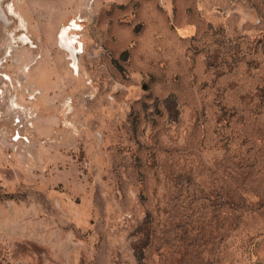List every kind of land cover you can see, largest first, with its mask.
I'll use <instances>...</instances> for the list:
<instances>
[{"label":"rangeland","instance_id":"1","mask_svg":"<svg viewBox=\"0 0 264 264\" xmlns=\"http://www.w3.org/2000/svg\"><path fill=\"white\" fill-rule=\"evenodd\" d=\"M0 8V264H264V0Z\"/></svg>","mask_w":264,"mask_h":264},{"label":"bare ground","instance_id":"2","mask_svg":"<svg viewBox=\"0 0 264 264\" xmlns=\"http://www.w3.org/2000/svg\"><path fill=\"white\" fill-rule=\"evenodd\" d=\"M0 17L6 22L7 19L4 15V13L1 11L0 8ZM72 23L69 26L63 25L61 26L60 29V33L58 36L59 39V43L61 46H63L65 48V50H67V54L69 55V60L72 61V70H74L75 72H79V66H78V54L81 52V50L78 49V43L79 40L76 39V37H70L68 34V29L72 26V27H77V23L76 21H71ZM80 26V25H79ZM24 36V35H23ZM23 40L25 39L24 37L22 38ZM15 41H13L12 43H14ZM11 51L10 47H7L6 49V54L9 55Z\"/></svg>","mask_w":264,"mask_h":264}]
</instances>
